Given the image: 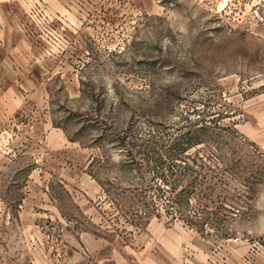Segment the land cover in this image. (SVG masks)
Returning <instances> with one entry per match:
<instances>
[{"label": "rangeland", "instance_id": "1", "mask_svg": "<svg viewBox=\"0 0 264 264\" xmlns=\"http://www.w3.org/2000/svg\"><path fill=\"white\" fill-rule=\"evenodd\" d=\"M0 17V264H264V0Z\"/></svg>", "mask_w": 264, "mask_h": 264}, {"label": "crops", "instance_id": "2", "mask_svg": "<svg viewBox=\"0 0 264 264\" xmlns=\"http://www.w3.org/2000/svg\"><path fill=\"white\" fill-rule=\"evenodd\" d=\"M0 2H1V0H0ZM2 20H1V17H0V22H1ZM11 53V52H10ZM3 67V64H2V61H1V59H0V71H1V68ZM1 79H2V76H1V74H0V89H1V86H2V81H1ZM11 91H12V85L10 84V85H8V87H7V89H6V91H5V93L4 94H6L7 95V93H11ZM0 94H2L1 93V91H0ZM2 101V99L0 98V102Z\"/></svg>", "mask_w": 264, "mask_h": 264}]
</instances>
